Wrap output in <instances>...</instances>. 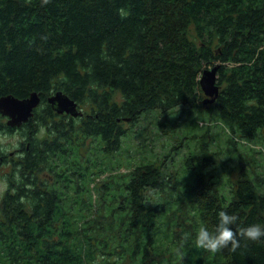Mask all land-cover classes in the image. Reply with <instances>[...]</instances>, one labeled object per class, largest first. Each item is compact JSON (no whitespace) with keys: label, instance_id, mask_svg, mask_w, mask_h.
I'll use <instances>...</instances> for the list:
<instances>
[{"label":"trees","instance_id":"16d2710c","mask_svg":"<svg viewBox=\"0 0 264 264\" xmlns=\"http://www.w3.org/2000/svg\"><path fill=\"white\" fill-rule=\"evenodd\" d=\"M214 63L221 90L211 106L229 139L259 140L264 0H0V97H41L19 128L0 113V264H264V238L215 255L195 245L222 210L238 217L233 230L264 225V174L251 176L246 156L230 199L215 187L218 168L187 161L194 176L182 185L164 164L121 171L110 159L131 131L124 124L144 112L207 108L200 77ZM58 91L83 114H59L48 102ZM15 132L12 155L1 136Z\"/></svg>","mask_w":264,"mask_h":264},{"label":"rangeland","instance_id":"374dc122","mask_svg":"<svg viewBox=\"0 0 264 264\" xmlns=\"http://www.w3.org/2000/svg\"><path fill=\"white\" fill-rule=\"evenodd\" d=\"M214 64L207 65L206 68ZM211 105L213 104L206 105L207 108L204 110L184 106L171 112L160 110L144 112L135 124L130 125L129 122L124 124L131 131L123 138L121 147L110 159L117 164L116 167L122 166L121 171H125L128 165L148 162V160L164 164L166 174L176 172L180 176L182 185L192 182L194 176L184 170L187 161L195 166L196 172H209L218 168V175L213 179L215 187L223 196L230 199L233 195L232 181L236 178V168L241 156H246L245 160L249 163L247 168L251 176L264 174V135L256 141L239 139L238 143H233L229 139V129L219 116L218 109ZM16 132L1 136L7 149L15 153L19 149L21 138ZM209 135H212L211 139ZM202 139L208 143L207 147L203 146L206 150L202 149ZM92 154H95L93 150ZM206 160L210 161L205 167L203 164ZM101 161H104L103 157ZM105 161L107 162L108 159L106 158ZM6 170L8 169L5 167L0 168V200L8 187L4 176ZM178 175H174L171 179L178 181ZM106 176L107 174H101L91 187ZM154 194L159 197L161 192L157 190ZM165 195L177 199V194L172 189L167 188ZM93 196L95 199L100 197L95 191ZM177 201L179 205L183 203L181 199ZM163 243L165 247L171 246V243L165 240Z\"/></svg>","mask_w":264,"mask_h":264},{"label":"water","instance_id":"95a60500","mask_svg":"<svg viewBox=\"0 0 264 264\" xmlns=\"http://www.w3.org/2000/svg\"><path fill=\"white\" fill-rule=\"evenodd\" d=\"M220 68L221 65L216 63L212 67L205 68L201 73L200 86L204 94L202 103L205 106L214 104L219 97L221 86L218 83V72ZM48 102L59 114L66 113L74 117L83 114L78 102L63 91L50 96ZM40 103L41 97L38 92H33L26 98L5 95L0 97V113L8 118V126L21 127L34 115V110Z\"/></svg>","mask_w":264,"mask_h":264},{"label":"clouds","instance_id":"9594fccd","mask_svg":"<svg viewBox=\"0 0 264 264\" xmlns=\"http://www.w3.org/2000/svg\"><path fill=\"white\" fill-rule=\"evenodd\" d=\"M44 2L47 3L48 0H44ZM237 220L236 215L228 214L223 210L220 211L214 233L203 225L198 228L195 239L196 247L215 255L229 247L231 251H236L241 246V240L257 242L264 238V225L252 224L233 230V225L236 224Z\"/></svg>","mask_w":264,"mask_h":264},{"label":"flooded vegetation","instance_id":"af4514ba","mask_svg":"<svg viewBox=\"0 0 264 264\" xmlns=\"http://www.w3.org/2000/svg\"><path fill=\"white\" fill-rule=\"evenodd\" d=\"M6 118V122L8 121V118L7 117H5ZM11 127V126H10ZM12 128H19V127H12ZM19 150H20V148L18 149V151H16V153H18L19 152ZM11 154L12 155H14L15 154V152H13V151H11Z\"/></svg>","mask_w":264,"mask_h":264}]
</instances>
